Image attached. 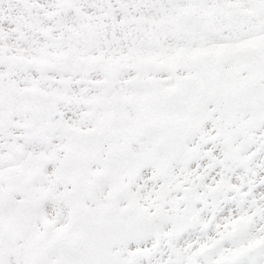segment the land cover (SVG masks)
I'll return each mask as SVG.
<instances>
[{
    "label": "snow or ice",
    "instance_id": "1",
    "mask_svg": "<svg viewBox=\"0 0 264 264\" xmlns=\"http://www.w3.org/2000/svg\"><path fill=\"white\" fill-rule=\"evenodd\" d=\"M0 264H264V0H0Z\"/></svg>",
    "mask_w": 264,
    "mask_h": 264
}]
</instances>
